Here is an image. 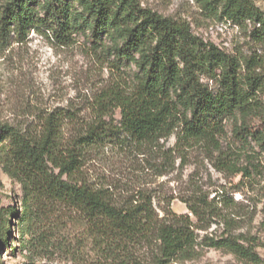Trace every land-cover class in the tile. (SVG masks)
Here are the masks:
<instances>
[{
  "label": "trees",
  "instance_id": "16d2710c",
  "mask_svg": "<svg viewBox=\"0 0 264 264\" xmlns=\"http://www.w3.org/2000/svg\"><path fill=\"white\" fill-rule=\"evenodd\" d=\"M198 1L212 9L222 4L223 13L236 22L251 21L253 37L264 43V11L251 0ZM80 3L98 29H117L123 43L115 46L116 54L134 61L138 70L132 86L100 94L91 121L77 123L71 110L58 107L27 125L0 123V165L23 190L21 209L13 208L23 246L33 239L39 250L65 252L73 260L90 247L94 264H169L191 258L199 245L229 248L257 260L254 247L232 231L201 237L200 231L220 216L206 199L187 203L196 220L189 213L160 217L150 196L116 203L107 188L85 177L83 167L89 153L101 146L157 143L176 134L174 150L202 144L220 151L213 162L218 170L249 176L247 167L223 151L222 141L227 120L239 116L234 137L264 151L259 57L229 54L193 34L186 21L164 17L136 0ZM74 28L68 1L7 0L0 4V55L33 30L69 44ZM203 76L216 82L218 90ZM117 109L121 120L115 123ZM71 126L76 130L68 135ZM5 237L8 243L14 234L5 233L0 245Z\"/></svg>",
  "mask_w": 264,
  "mask_h": 264
},
{
  "label": "rangeland",
  "instance_id": "374dc122",
  "mask_svg": "<svg viewBox=\"0 0 264 264\" xmlns=\"http://www.w3.org/2000/svg\"><path fill=\"white\" fill-rule=\"evenodd\" d=\"M6 1L0 0V4ZM64 1L70 4L76 26L71 43L63 44L33 30L26 40L12 42L0 55V123L27 125L58 107L71 110L75 122L85 123L94 119L101 93L133 85L138 69L134 61L116 54L115 46L123 43L117 29L111 25L98 29L88 20L80 0ZM136 1L164 17L186 21L193 34L229 54L240 59L259 57L257 73L264 75V43L253 37L255 25L249 20L230 19L223 13L222 4L212 9L198 0ZM251 1L264 11V0ZM202 80L218 90L213 80L206 76ZM261 100L264 102V94ZM113 116L115 123L119 122L120 110ZM106 118L111 120V115ZM240 122L239 116L227 120L223 151L247 167L249 176L218 170L213 162L220 151L213 153L202 144L174 150L176 134L157 143L130 140L123 146L110 143L96 148L85 161L84 175L93 184L107 188L118 204L139 195L150 196L160 217L169 212L189 213L196 220L187 203L204 198L218 208L220 216L207 231H200L201 237L207 232L219 236L232 231L252 245L259 257L253 260L229 248L199 245L191 258L169 264H264V151L254 142L234 137L233 129ZM75 130L71 126L68 135ZM22 198L21 184L0 165V239L5 233L14 234V239L6 243L5 237L0 245V264H94L90 247L73 260L65 252L39 250L33 239L23 246L14 212L21 209Z\"/></svg>",
  "mask_w": 264,
  "mask_h": 264
}]
</instances>
